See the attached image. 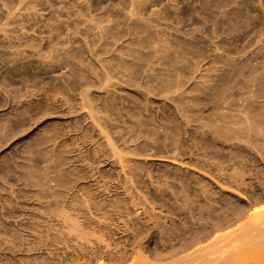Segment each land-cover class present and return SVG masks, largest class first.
<instances>
[{
    "label": "rangeland",
    "instance_id": "rangeland-1",
    "mask_svg": "<svg viewBox=\"0 0 264 264\" xmlns=\"http://www.w3.org/2000/svg\"><path fill=\"white\" fill-rule=\"evenodd\" d=\"M0 264H264V0H0Z\"/></svg>",
    "mask_w": 264,
    "mask_h": 264
},
{
    "label": "bare ground",
    "instance_id": "bare-ground-1",
    "mask_svg": "<svg viewBox=\"0 0 264 264\" xmlns=\"http://www.w3.org/2000/svg\"><path fill=\"white\" fill-rule=\"evenodd\" d=\"M64 214H65V215H64ZM67 214H68V213H64V212L62 213L63 216H66ZM68 215H69V214H68ZM68 215H67V217H68ZM61 217H62V216H61ZM67 217H65L64 219H65V220H67V219L69 220V218H67ZM64 219H63V220H64ZM65 220H64V221H65ZM68 220H67V221H68ZM68 222H69V221H68ZM73 223H74V222H72L71 224L73 225ZM76 225H77V223L75 222V225H74V226L77 227ZM75 227H73V228H75ZM77 228H78V227H77ZM78 230H79V229H78Z\"/></svg>",
    "mask_w": 264,
    "mask_h": 264
}]
</instances>
